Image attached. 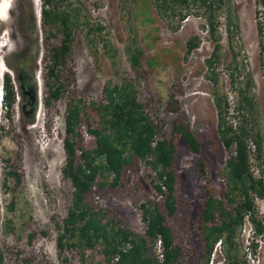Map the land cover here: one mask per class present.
Wrapping results in <instances>:
<instances>
[{"label": "rangeland", "instance_id": "rangeland-1", "mask_svg": "<svg viewBox=\"0 0 264 264\" xmlns=\"http://www.w3.org/2000/svg\"><path fill=\"white\" fill-rule=\"evenodd\" d=\"M258 5L257 0H231L216 10L215 37L219 36L221 47L212 71L206 64L214 44L208 32V12L197 4L191 6L179 29L172 31L157 15L150 0H62L60 3L77 17L68 65L74 74V82L69 86L70 96L83 102L86 114L79 131V144L84 149L94 147V139L86 131V125H94L96 121L90 105L103 99V87L129 84L139 99L151 100L153 116L164 138L172 140L176 147L173 171L177 210L172 217L166 216V224L181 248L176 264H204L197 225L198 204L207 190L213 187L221 192L225 190L222 172L227 152L216 132L214 80L232 106L234 93L229 86V73L232 70L242 81L251 75L259 123L264 132V68L259 27L254 21ZM41 7L42 0H0V88L2 75L5 72L12 75L5 58L13 54L10 61L16 62L18 51L26 46L19 26L22 12L30 16L32 11L34 15L38 56L41 54ZM191 36L198 37L199 45L186 56L185 45ZM129 45L141 50L139 68L130 64L126 50ZM37 64L35 80L41 98L39 57ZM67 100H61L50 110H46L40 100L31 125L21 123L17 103L6 113L0 102V249L3 264H113L104 253L101 240L94 247H88L73 238L70 242L75 245L65 246L59 253L56 246L71 200L70 185L61 178ZM179 120L201 144L200 156L205 160L203 175L197 166L199 156L172 131L173 124ZM261 168V164L251 160L255 174ZM155 184L154 173L140 161L123 169L118 186L113 189L107 186L103 190L95 186L85 202L109 229H125L142 235L141 204L156 203L162 210V198ZM254 201L256 218L263 220L264 199L255 198ZM237 243L238 256L246 264H264V234L257 235L247 219ZM159 253L158 244L150 241L148 254L158 264ZM224 261L217 243L208 264H223Z\"/></svg>", "mask_w": 264, "mask_h": 264}, {"label": "trees", "instance_id": "trees-1", "mask_svg": "<svg viewBox=\"0 0 264 264\" xmlns=\"http://www.w3.org/2000/svg\"><path fill=\"white\" fill-rule=\"evenodd\" d=\"M230 1L150 0L157 15L172 31L179 29L192 5L197 4L208 12V32L214 44L212 56L206 60V64L212 71L216 68L214 63L218 61L221 47L219 36L215 37L216 10ZM61 2L42 0L39 30L43 50L39 56L34 15L32 11L30 16L21 13L20 33L26 46L18 51L16 62L10 61L13 54L5 58V64L12 75L5 72L1 82L2 103L6 113L17 103L23 125L34 123L40 100L44 108L50 110L61 100L68 99L64 116V164L61 178L70 185L71 200L62 221V232L56 240L58 253L65 246H74V242H70L73 238L88 247H94L101 240L104 243L103 251L109 261L113 260V264H158L148 254L151 241L159 246L160 264H176L181 256V248L175 243L172 231L166 224V216L172 217L177 210L173 171L176 147L172 140L164 138L161 126L153 116L151 100L139 99L129 84L103 87V99L90 105L96 121L94 125H86V131L94 139V147L84 149L79 144V131L86 114L83 102L70 96L69 86L74 82V74L68 65L77 17L60 6ZM257 2L261 4L264 0ZM198 45V37L188 38L185 55ZM126 50L131 66L139 68L141 50L136 45H129ZM38 57L42 71L41 98L35 80ZM261 61L264 68L262 46ZM239 77L232 70L229 73V86L234 93L232 106L214 80L216 132L227 152V158L222 172L225 190L221 192L214 187L207 190L196 212L204 264H208L217 243L225 258L223 264H246L236 250L241 227L246 219L257 235L264 234V219L256 218L254 201L255 198L264 199V132L259 123L251 75L245 76L244 81ZM172 131L182 138L191 152L199 156L197 166L203 175L205 160L200 156L201 144L197 137L181 120L173 124ZM251 160L262 165L257 174L251 169ZM140 161L155 175L157 184L154 187L162 198V210L156 203L141 204L140 215L144 225L142 235L125 229H109L107 224L102 223V218L86 205L85 198L95 186L102 190L107 186L111 189L118 186L123 169ZM12 175L19 180L15 172ZM0 264H3L1 249Z\"/></svg>", "mask_w": 264, "mask_h": 264}, {"label": "built area", "instance_id": "built-area-1", "mask_svg": "<svg viewBox=\"0 0 264 264\" xmlns=\"http://www.w3.org/2000/svg\"><path fill=\"white\" fill-rule=\"evenodd\" d=\"M254 21L259 27V42L264 50V2L258 5L254 14Z\"/></svg>", "mask_w": 264, "mask_h": 264}, {"label": "clouds", "instance_id": "clouds-1", "mask_svg": "<svg viewBox=\"0 0 264 264\" xmlns=\"http://www.w3.org/2000/svg\"><path fill=\"white\" fill-rule=\"evenodd\" d=\"M2 101V91H1V88H0V102Z\"/></svg>", "mask_w": 264, "mask_h": 264}]
</instances>
